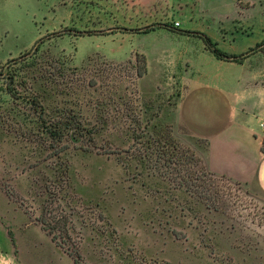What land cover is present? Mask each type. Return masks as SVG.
I'll return each mask as SVG.
<instances>
[{"label": "rangeland", "instance_id": "1", "mask_svg": "<svg viewBox=\"0 0 264 264\" xmlns=\"http://www.w3.org/2000/svg\"><path fill=\"white\" fill-rule=\"evenodd\" d=\"M177 11L165 0H0V264H73L36 220L46 186L62 188L82 264H264V197L209 170L204 141L171 124L176 83L200 45L184 31L203 32L233 54L264 38L254 28L222 39L217 22L195 7L186 21ZM136 52L146 57L141 77ZM35 99L45 118L71 112L95 132L93 142L77 140L60 154L68 186L55 174L59 161L28 138ZM138 126L142 154L148 136L167 132L198 159L182 166V175L193 173L187 190L170 180L179 179L175 164L148 167L151 160L134 157Z\"/></svg>", "mask_w": 264, "mask_h": 264}, {"label": "crops", "instance_id": "2", "mask_svg": "<svg viewBox=\"0 0 264 264\" xmlns=\"http://www.w3.org/2000/svg\"><path fill=\"white\" fill-rule=\"evenodd\" d=\"M165 1L177 8L181 21L189 20L186 11L194 7L198 14H206L203 16L217 22L222 39L235 41L254 28L264 38L262 0ZM196 38L200 45L176 83L172 127L204 141L203 159L209 170L238 180L264 197V132L259 127L264 122V53L257 51L241 63L225 61L214 57ZM217 66H230L236 72L223 74L214 70Z\"/></svg>", "mask_w": 264, "mask_h": 264}, {"label": "trees", "instance_id": "3", "mask_svg": "<svg viewBox=\"0 0 264 264\" xmlns=\"http://www.w3.org/2000/svg\"><path fill=\"white\" fill-rule=\"evenodd\" d=\"M156 28L155 25L151 24L142 29V32H147L151 29ZM83 32V31H82ZM186 33H191L199 37L205 49H207L214 57L217 59L225 61H233L241 63L245 58L249 57L252 53L257 51H263L264 49V39L257 43L254 47L249 48L246 52L239 54L227 53L216 46L211 37L200 31H184ZM55 34H61L62 31L53 32ZM37 44V42H35ZM36 50L37 47H34ZM12 60V59H11ZM139 61L141 64L139 65ZM134 64H135V75L136 77L143 76L147 71L146 57L143 53L136 52L134 54ZM12 78V77H10ZM10 95H13L14 91ZM32 106L34 112L37 113L38 121L37 127L35 130L29 133L28 138L31 140V143L38 148L39 154H44V158L49 156L50 158H56L58 163V168L55 169V174L60 173L62 180L65 185L68 186V165L64 161L60 160V154L69 148L72 142L80 141L82 142L83 138H87L88 141L93 142L94 130L87 129L84 127L76 118L75 115L71 112L58 115V117H50L49 119L43 116V107L40 102L35 99L32 101ZM139 124V122H137ZM137 130H140V127H136ZM27 133L25 132L24 135ZM132 139L134 142L140 144V149L138 154L134 155L136 159L142 162V156L147 160H151L146 166L158 168L156 162L158 159H162V164H175L176 172L178 178L173 177L170 179L173 183L176 184L179 188L185 186L187 190L189 185L187 183L189 179L192 178L193 173L188 172L184 169V174H181L185 162L190 160H198L192 152L187 148L184 149L180 146L167 132L160 134H153V136H148L146 139V145H144L145 152L142 154V129L133 133ZM82 146V145H80ZM83 148H88L89 146H82ZM155 154L154 159L151 157V154ZM56 160V161H57ZM150 165V166H149ZM208 173V172H207ZM203 175L210 176V174L202 172ZM199 175H195V178ZM190 182V181H189ZM210 185H212L210 183ZM209 184L202 186L200 189V194L204 195L205 191L210 190ZM61 186H46L44 192L48 197V200L45 204H41L40 213L37 216L36 220L40 224V227L47 232L51 240L54 241L57 245L64 248L67 253L71 256L73 264H82L81 256L78 251V245L75 243H70V229H73V223L70 217V213L67 212L60 203V199L63 198V193H61ZM211 194L207 196V199H210Z\"/></svg>", "mask_w": 264, "mask_h": 264}, {"label": "built area", "instance_id": "4", "mask_svg": "<svg viewBox=\"0 0 264 264\" xmlns=\"http://www.w3.org/2000/svg\"><path fill=\"white\" fill-rule=\"evenodd\" d=\"M177 25V24H176ZM259 127L261 128V130L264 132V122L259 123Z\"/></svg>", "mask_w": 264, "mask_h": 264}]
</instances>
